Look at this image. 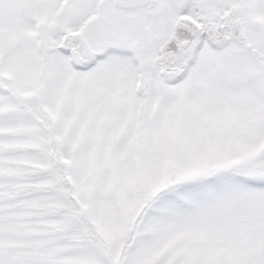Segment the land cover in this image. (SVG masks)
<instances>
[{
  "label": "snow or ice",
  "instance_id": "1",
  "mask_svg": "<svg viewBox=\"0 0 264 264\" xmlns=\"http://www.w3.org/2000/svg\"><path fill=\"white\" fill-rule=\"evenodd\" d=\"M0 264H264V0H0Z\"/></svg>",
  "mask_w": 264,
  "mask_h": 264
}]
</instances>
